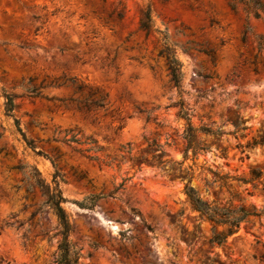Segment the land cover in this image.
I'll return each instance as SVG.
<instances>
[{
  "label": "rangeland",
  "instance_id": "1",
  "mask_svg": "<svg viewBox=\"0 0 264 264\" xmlns=\"http://www.w3.org/2000/svg\"><path fill=\"white\" fill-rule=\"evenodd\" d=\"M146 9L158 31L144 37ZM163 33L182 63L179 87L157 55ZM71 78L81 94L56 85ZM87 92L102 106L67 102ZM180 104L193 127L219 130H197L207 148L182 165L192 166L191 185L203 199L264 212V142L254 143L264 139V13L249 0H0V264H56L57 219L17 165H34L47 183L61 175L81 264H264V213L217 245L191 211L186 170L175 164L186 126ZM71 135L95 140L99 161L75 150L90 144L63 140ZM152 142L169 163L156 164ZM207 168L227 175L226 186L207 190ZM251 169L260 177L243 183Z\"/></svg>",
  "mask_w": 264,
  "mask_h": 264
},
{
  "label": "trees",
  "instance_id": "2",
  "mask_svg": "<svg viewBox=\"0 0 264 264\" xmlns=\"http://www.w3.org/2000/svg\"><path fill=\"white\" fill-rule=\"evenodd\" d=\"M252 3V6L255 10H260L264 13V5L259 0H249ZM230 7L233 9V5L230 4ZM112 12L107 14V18L111 17ZM255 16H258V13L255 11ZM122 17V13L116 12L115 18L120 19ZM138 29L141 30L146 37L152 29L151 24V16L149 9H146L143 13V16L139 22ZM154 31H158L156 29H152ZM248 28L245 27L241 34V40L245 41L246 33L248 32ZM261 40V37H258ZM161 40V49L158 51L157 55H163L165 58V64L170 75V79L173 82L174 86L179 87L181 74H182V63L176 57L174 51L172 50L171 45L167 42L166 35L163 33ZM261 42H259L260 44ZM203 53L210 54L212 49H208L207 47L199 49ZM56 85H65L72 87V93L79 92L82 93V85L80 83H76L74 79H68V82H60ZM30 96H36L38 93L36 89L31 87L29 89ZM93 92H87L81 99L68 97L67 102H75L78 108L89 109L90 106L93 107H101L102 106V97L97 99H90ZM5 102H4V112L7 116H12V110L15 107L13 102V96L10 94H5ZM61 102H64V99H58ZM178 115L185 119L186 126L181 133V138L184 141V147L182 151V159L178 162H175L176 168L186 170V180L183 185V192L186 196V200L189 204L191 211L196 212L197 216L200 220H205L210 224V236L208 241L211 244H224L227 241V238L234 233L239 228L241 222L247 221L249 216H260L263 212V209L256 210L253 207H245L243 205L231 206L225 205L218 202L216 199L206 200L203 199L199 191L191 185V179L193 177L192 166L188 165L182 167L184 161L188 158V152H191L192 158L195 155L203 151L207 148V146L202 145L200 140L197 138V130L204 134H217V130H212L209 127L201 126L196 129L190 124V117L187 111L181 106L178 112ZM14 123L16 125L17 131L20 133L25 144L31 148H34L32 144V140L28 139L24 133V131L20 128L18 119L14 118ZM233 126L235 129L240 128L239 120H235L233 122ZM245 128V126H243ZM66 134L64 135V137ZM65 142H76L80 145L90 144L85 147L75 149L77 152L84 155L88 160L99 161V158L94 154L95 151L100 150L95 143L96 141L93 139H89L88 141H79L75 138L74 135L69 136L68 138H64ZM264 139L258 141L254 140V143H263ZM153 146V151L156 154L153 155L156 164L158 165H166L170 162V159L164 158L165 151L162 148L161 144H157L155 142L150 143ZM194 164V163H193ZM16 168L24 175L25 180L27 181L26 190H31L34 187H37L41 194L45 197L44 204L47 206L52 213L55 215L58 225H59V241L55 251V263L56 264H81L80 262V251L76 246L69 240L68 235L70 231V220L69 216L66 213L62 203L65 201L64 196L62 195L59 179H61V175L57 170L54 171L51 179V183L45 182V180L41 177L38 169L33 166L27 165H17ZM207 171L210 172L213 177L210 181L205 180L204 185L208 190L214 184H217L219 188L226 186L227 175H220L217 172L207 168ZM261 175L260 169H251L250 177L248 179H241L243 183H247L249 181H253L254 179L259 178ZM96 198V197H95ZM94 201V199H93ZM91 201V202H93ZM80 205H83L80 203ZM149 229V227H147Z\"/></svg>",
  "mask_w": 264,
  "mask_h": 264
}]
</instances>
